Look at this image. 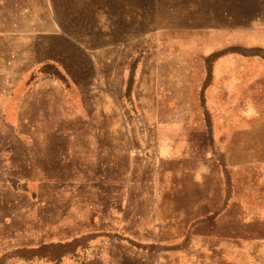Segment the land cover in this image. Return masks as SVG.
Returning <instances> with one entry per match:
<instances>
[{
    "label": "rangeland",
    "instance_id": "obj_1",
    "mask_svg": "<svg viewBox=\"0 0 264 264\" xmlns=\"http://www.w3.org/2000/svg\"><path fill=\"white\" fill-rule=\"evenodd\" d=\"M262 28L264 0H0V264H264ZM242 116L254 153L185 156Z\"/></svg>",
    "mask_w": 264,
    "mask_h": 264
},
{
    "label": "crops",
    "instance_id": "obj_2",
    "mask_svg": "<svg viewBox=\"0 0 264 264\" xmlns=\"http://www.w3.org/2000/svg\"><path fill=\"white\" fill-rule=\"evenodd\" d=\"M232 22V15L230 13L219 10L218 20H214V18L208 20L202 19L201 21L192 19L190 24L216 26L217 24L224 25L225 23L231 24ZM215 31H224V29L215 28ZM246 108L248 110V107ZM186 126L188 127V134L185 137L184 143L188 145L185 155L187 158L200 156L203 159H211L220 165L218 160L223 157L222 155L227 154L228 150L231 152H237L238 154L241 153V155L249 152L254 153L255 151L254 121L244 119V116L236 121H231L226 127H223L222 122L220 121H212L208 119L203 120L199 124L188 122ZM225 135H228L229 139H226ZM222 139H225V141H222ZM199 141H202V144L204 145H198ZM229 142L231 144H229ZM196 143L198 146L195 145ZM229 146L230 148L227 149ZM184 149L186 148L184 147ZM169 152L170 151L166 150V148L157 149L158 155L162 157L169 156ZM219 168L221 174L223 171L226 173L227 167H223L222 165L219 166Z\"/></svg>",
    "mask_w": 264,
    "mask_h": 264
},
{
    "label": "trees",
    "instance_id": "obj_3",
    "mask_svg": "<svg viewBox=\"0 0 264 264\" xmlns=\"http://www.w3.org/2000/svg\"><path fill=\"white\" fill-rule=\"evenodd\" d=\"M41 71H44V72H49L50 71L49 74H52L57 79H59L66 87L68 86V82H67V79H66V76L64 75V73H62L57 68H54V65L51 62L42 63ZM131 83H132V72L129 73V77H128V80L126 82V90H127V92H129V90L131 88Z\"/></svg>",
    "mask_w": 264,
    "mask_h": 264
},
{
    "label": "clouds",
    "instance_id": "obj_4",
    "mask_svg": "<svg viewBox=\"0 0 264 264\" xmlns=\"http://www.w3.org/2000/svg\"><path fill=\"white\" fill-rule=\"evenodd\" d=\"M209 168L206 165L201 164V166L199 167L197 174L195 176V179L198 182H202L203 180V175H206L209 172Z\"/></svg>",
    "mask_w": 264,
    "mask_h": 264
}]
</instances>
